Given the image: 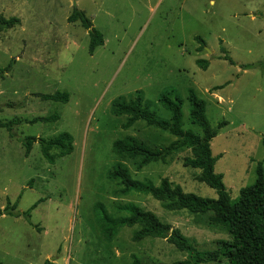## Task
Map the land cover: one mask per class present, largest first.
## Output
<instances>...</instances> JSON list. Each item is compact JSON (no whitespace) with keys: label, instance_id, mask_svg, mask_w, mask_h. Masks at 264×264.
I'll return each instance as SVG.
<instances>
[{"label":"rangeland","instance_id":"rangeland-1","mask_svg":"<svg viewBox=\"0 0 264 264\" xmlns=\"http://www.w3.org/2000/svg\"><path fill=\"white\" fill-rule=\"evenodd\" d=\"M73 9L85 13L104 45L88 53L89 35L69 23ZM0 17L19 24L0 31V121L13 122L12 136L0 129V212L17 204L19 217L0 216V264H172L187 255L167 241H132L124 228L111 245L94 222L95 205L107 211L133 203L199 251H213L229 236L207 216L166 212L149 197L116 199L106 173L118 161L115 141L133 136L157 148L175 138L137 123L129 131L110 113L118 98L141 92L160 119L168 115L160 95L175 92L183 101L184 130L189 124V90L206 102L217 158L230 201L264 173V0H0ZM202 40L203 44L196 41ZM226 58H229L231 65ZM198 61L207 63L204 71ZM9 69L6 70V68ZM69 95L67 104L43 102L35 95ZM57 114V123L30 122ZM68 134L73 152L47 163L38 142L28 157L21 141ZM184 150L165 164L136 173V180L162 179L184 193L215 200L216 192L184 167ZM36 207L34 209L33 206ZM32 209V210H31ZM26 214H29L26 217ZM212 264V263H211ZM218 264V263H214Z\"/></svg>","mask_w":264,"mask_h":264},{"label":"trees","instance_id":"trees-1","mask_svg":"<svg viewBox=\"0 0 264 264\" xmlns=\"http://www.w3.org/2000/svg\"><path fill=\"white\" fill-rule=\"evenodd\" d=\"M69 23H80L88 31L91 56L95 50L104 45L102 35L92 28L90 20L85 13L73 9ZM19 24L16 19L5 20L0 17V31L10 30ZM200 44L202 40L196 38ZM232 65L233 62L226 58ZM197 65L207 69V63L198 61ZM9 67L6 68V70ZM8 71V70H7ZM43 102L67 104L69 95L55 93L53 95H35ZM187 101L189 103V124L199 130L200 135L192 130H184L183 101L175 92L162 94L158 103L168 115V120L160 119L150 110L144 102L141 92L127 100L118 98L111 103L110 113L113 117L121 118L124 122L120 128L129 131L137 123L167 134L175 141L166 147H151L133 136H125L112 145V152L117 162L106 173V179L113 185L112 196L116 199L126 198L132 194L149 197L159 203L166 212L187 211L196 216H207L208 222L216 228L222 229L229 241L218 243L213 251H199L189 243L178 230H172L168 225L159 221L157 216L144 211L133 203L114 205L112 212L97 204L93 209L94 222L103 242L111 245L120 230L124 228L135 229L132 241L139 243L146 239H161L167 241L178 252L186 254L183 261L172 264H264V173L261 165L257 166L255 183L244 188L239 198L231 202L223 184V177L214 173L217 158L212 157L210 145L217 136L218 130L226 124L221 123L213 129L207 119L206 102L199 98L194 91L189 90ZM59 116L36 118L30 124L57 123ZM13 122L0 121V129L12 136ZM43 159L53 165L57 159L69 156L73 152V140L68 134H59L49 139L28 137L21 141L24 155L28 157L33 144L37 143ZM184 150L189 157L184 160V167L198 171L195 177L198 183L204 184L216 192L215 200L202 199L192 194L184 193L180 186L172 184L168 179H162L155 185L149 179L136 180L129 170L131 165L136 173L142 172L151 164H165L168 159ZM36 207L33 206L32 209ZM17 204L5 207L0 216L7 215L19 217L14 212ZM31 209V210H32ZM29 214H26L28 217ZM135 264H139L135 262Z\"/></svg>","mask_w":264,"mask_h":264}]
</instances>
